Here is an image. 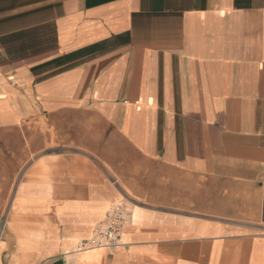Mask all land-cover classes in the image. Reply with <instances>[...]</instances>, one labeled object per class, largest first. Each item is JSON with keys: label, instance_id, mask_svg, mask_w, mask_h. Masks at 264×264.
<instances>
[{"label": "crops", "instance_id": "crops-1", "mask_svg": "<svg viewBox=\"0 0 264 264\" xmlns=\"http://www.w3.org/2000/svg\"><path fill=\"white\" fill-rule=\"evenodd\" d=\"M0 264H264V0H0Z\"/></svg>", "mask_w": 264, "mask_h": 264}, {"label": "built area", "instance_id": "built-area-1", "mask_svg": "<svg viewBox=\"0 0 264 264\" xmlns=\"http://www.w3.org/2000/svg\"><path fill=\"white\" fill-rule=\"evenodd\" d=\"M131 221L132 209L129 202L121 201L112 204L104 218L95 223L91 236L80 241L76 250L105 248L112 253L121 245L122 231Z\"/></svg>", "mask_w": 264, "mask_h": 264}]
</instances>
